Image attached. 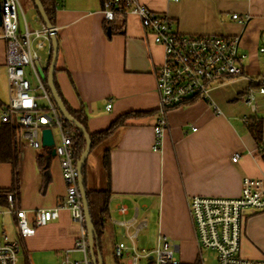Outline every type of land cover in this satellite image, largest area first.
<instances>
[{"label":"crops","instance_id":"crops-1","mask_svg":"<svg viewBox=\"0 0 264 264\" xmlns=\"http://www.w3.org/2000/svg\"><path fill=\"white\" fill-rule=\"evenodd\" d=\"M138 1L151 11L167 14L183 34L237 36L239 51L246 55L240 62L241 74L211 81L208 99L194 96L169 108L160 149L154 150L153 126L159 104L154 69L164 59L162 46L151 40L134 15L107 22L101 13L102 0H56L54 77L65 102L86 114L89 132L106 128L122 113L146 112L92 148L85 161V190L108 187L110 191L109 215L100 239L102 263L138 264L144 258L148 264L147 254L155 248L157 238L165 236L176 248L178 262L192 264L198 258V247L186 198L194 194L236 197L243 177L264 178V91L259 93L256 86L264 74V0ZM26 6L36 24L41 18L33 2L27 1ZM4 58L0 37V115L9 98ZM249 89L255 97L254 110L245 98ZM106 100L111 102L108 110ZM249 117L261 119L260 141L248 130ZM2 123L6 122L0 120ZM51 133L54 144L58 143L57 129L56 135ZM19 139V185L14 198L34 231L20 237L8 202L0 203V212L10 217L5 221L0 218V240L6 235L20 241L23 264H34L33 257L58 264L63 251L74 245L75 222L65 208L43 226H34L33 219L36 210L54 208L64 199L59 159L51 154V148L41 144L34 148L21 134ZM43 147L48 148L50 178L44 186L37 163V156L45 152ZM105 149L109 181L100 162ZM235 152L239 158L232 162ZM11 172V164L0 161V188L11 187ZM119 203L128 207L127 214L116 212ZM134 206L139 210L137 219L145 220L146 227L129 253L116 258L113 246L123 241L130 247L131 241L123 235L122 227L110 220L130 217ZM244 216L240 253L250 259L264 257V211L244 212ZM70 257L80 258V254L74 251Z\"/></svg>","mask_w":264,"mask_h":264},{"label":"built area","instance_id":"built-area-1","mask_svg":"<svg viewBox=\"0 0 264 264\" xmlns=\"http://www.w3.org/2000/svg\"><path fill=\"white\" fill-rule=\"evenodd\" d=\"M101 13L107 22L134 15L151 40L162 46L164 59L154 69L159 100L157 120L153 126L154 150L160 149L169 108L183 104L194 96L208 99L211 81L231 78L242 72L240 62L246 55L239 51L237 36L183 34L177 31L172 18L167 14L151 11L138 0H106ZM0 16V37L5 46L4 61L9 90V98L0 120L19 125L21 138L34 148L40 145L42 128L55 127L59 133V142L53 148L59 159L66 193L58 206L35 211L34 226H43L46 222L57 219L60 209H67L70 219L77 226L76 238L73 247L63 251V257L58 264H93L78 187V171L70 148L71 136L63 128L65 118L54 104L50 89L43 82L39 71H43L50 63V39L56 29L54 25L46 26L39 18L36 27L30 26L18 0H0ZM232 17L240 22L244 21L237 14H232ZM263 91V87L258 89L259 93ZM40 96L44 98L46 105L38 104ZM245 98L254 110L255 97L252 89H249ZM211 105L218 113L216 106ZM110 107L111 102L106 100L105 108L108 110ZM191 129L195 130L194 127ZM261 150L264 153V146ZM238 158V153L235 152L232 162ZM240 187V193L236 197L194 194L186 198L201 264H205L203 251L208 250L213 252L217 264H264V257L250 259L240 253L244 212L264 211V178L243 177ZM7 202L10 212L15 215L20 237L29 236L34 228L26 223L25 212L17 207L14 194L7 195ZM116 212L120 215L127 214L128 207L119 203ZM138 213V207L134 206L130 217L110 220L115 226L122 227L123 235L131 241L130 247L123 241L113 246L116 258L129 253L139 232L146 227L145 220L137 219ZM20 250L18 239H9L3 235L0 240V264H23L20 262ZM175 250L169 239L159 236L155 248L146 256L148 264H179ZM74 251L80 254V258L70 257Z\"/></svg>","mask_w":264,"mask_h":264},{"label":"trees","instance_id":"trees-1","mask_svg":"<svg viewBox=\"0 0 264 264\" xmlns=\"http://www.w3.org/2000/svg\"><path fill=\"white\" fill-rule=\"evenodd\" d=\"M34 5V9L36 11V15H38L40 18L41 16L38 13V10L34 4V1L31 0ZM55 1L56 0H40L42 9L44 11V15L48 18V21L51 26L54 25V12H55ZM103 2L106 0H102ZM42 19V18H41ZM56 35V33H55ZM57 41V40H56ZM48 68H45L43 70V73L45 74V77L43 78V81L46 83V72ZM54 88L57 90V93L59 95V98L61 99V102L64 103L65 109L68 112L69 116L72 118L70 120H64L63 122V128L66 130V132L71 136V147L72 148V155H73V161L77 163L78 159L80 158L81 154L83 153L85 149V136L82 132L79 131L76 124L81 126L85 132L88 133L89 139H90V150L94 148L96 145L100 144L102 140L106 139L107 137L113 135L115 133V130L124 127L130 119L140 117L142 114L138 111H130L122 113L106 127L103 129H100V131L96 132H89L87 129V117L84 111L81 110H74L71 108V106L68 105V103L65 102L61 90L59 89L57 82L53 80ZM264 85V74L261 76L259 81L257 82L258 86L257 88H260ZM247 127L248 130L251 132L252 136L257 140L260 141L261 139V133H262V127H261V119H258L256 117H249L247 120ZM21 127L15 123H2L0 125V161L8 162L12 166V172H11V179L12 184L10 188H0V203L1 204H7V194L11 193L14 194L17 192V188L19 185V164H18V155H19V147L21 146L20 141V134ZM45 152L42 155L37 156V163L39 164L40 168V174L41 177L44 178L43 186L49 181V172H48V159H49V153L48 148H45ZM102 167L104 169V172L107 176V179L109 181V161H108V149H105L101 155V161ZM85 171V166L83 168L82 174ZM42 186V187H43ZM84 187V185H83ZM85 190V188H84ZM86 192V202L87 206H89V214L90 219L93 224L92 228V236H93V243H92V249L95 254L100 253V239L101 235L103 233V228L105 226L106 220L108 219L109 211H108V199L110 196V191L107 189H104L102 191H94V190H85ZM192 264H201L199 262V259L196 258ZM179 264H190V263H180Z\"/></svg>","mask_w":264,"mask_h":264},{"label":"water","instance_id":"water-1","mask_svg":"<svg viewBox=\"0 0 264 264\" xmlns=\"http://www.w3.org/2000/svg\"><path fill=\"white\" fill-rule=\"evenodd\" d=\"M34 4L38 10L39 15L41 16L43 22L45 23L46 26L50 27V23L48 21V18L46 17V15H44V11L42 9V5L40 0H33ZM0 24H1V16H0ZM262 38H264V34L262 35ZM50 42L52 44V53H51V57H50V63L48 65V69L46 72V84L48 89H50L51 92V96L52 99L54 101V104L57 105V108L59 110V112L61 113V115L63 116V118H65V120H70L72 119L68 112L65 109L64 103L61 102V99L59 98V95L57 93V90L54 88V84H53V80H54V69H55V65L57 62V54H58V44L56 41V35L53 34V36H51ZM40 74L42 75V77H45V74L43 73V71L40 69ZM79 131L82 132L85 136V149L83 151V153L81 154L80 158L78 159L76 166H77V171H78V187H79V192L81 193V201H82V207H83V212H84V220L86 221V232L89 236V242H90V256L92 259L93 264H103L102 263V258L100 253L95 254L93 249H92V244L93 243V236H92V228H93V224L92 221L90 219V214H89V206H87V202H86V192L84 190L83 187V177H82V171L83 168L86 164V158L87 155L90 151V139H89V135L87 132H85V130L79 126L78 124H76ZM40 144L41 146H45L48 148H51V154L54 156L55 155V150L53 148L54 145V139H53V134L51 133V129L49 128H42L40 131Z\"/></svg>","mask_w":264,"mask_h":264},{"label":"rangeland","instance_id":"rangeland-1","mask_svg":"<svg viewBox=\"0 0 264 264\" xmlns=\"http://www.w3.org/2000/svg\"><path fill=\"white\" fill-rule=\"evenodd\" d=\"M20 1V4H21V7L23 9V13H24V16H26V19H27V22L29 25H31L32 27H36V24H35V19H34V15L33 13L31 12V10H29V7L26 6V2L29 1L31 2L30 0H18ZM21 25V24H20ZM44 82V81H43ZM38 94H39V91H37ZM40 95V94H39ZM38 104H41V105H46L45 104V100L44 98H42L41 96L38 98ZM52 132L56 135V128L55 127H52L51 128ZM56 137V136H55ZM4 210V209H3ZM0 218H3V220H9L10 217H9V214H6V213H3L0 212ZM203 257H205V264H217V262L215 261L214 259V254L211 250H208V251H203V254H202ZM34 264H48L47 261H44L40 258L37 257V259H35L34 257L32 258ZM20 262L21 263H24L23 262V254L21 253L20 255ZM138 264H147L146 263V260L143 258L140 260V262Z\"/></svg>","mask_w":264,"mask_h":264}]
</instances>
